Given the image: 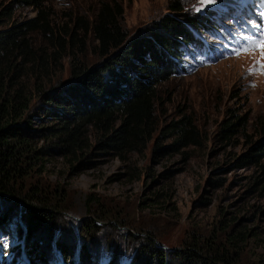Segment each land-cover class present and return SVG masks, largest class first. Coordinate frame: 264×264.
<instances>
[{
  "label": "rangeland",
  "instance_id": "obj_1",
  "mask_svg": "<svg viewBox=\"0 0 264 264\" xmlns=\"http://www.w3.org/2000/svg\"><path fill=\"white\" fill-rule=\"evenodd\" d=\"M9 1L0 0V8ZM99 1L48 0L46 6L55 24L72 25L73 16L90 18ZM115 1L122 5L120 24L130 38L165 15L180 21L183 14L209 17L207 22L217 28L199 35L214 49L212 57L190 48L181 55L182 68L156 87L157 130L142 152L121 160L90 148L82 164L55 154L34 166L31 180L47 184L41 187L61 204L51 231L54 241L50 234L49 239L28 235L18 218L21 202L0 196V210L10 215V224L0 225V264H30V249L47 258L31 264H135L139 248L147 244L145 232L164 254L162 264H179L172 252L191 239L210 236L215 243L225 242L232 234L238 237L226 253L234 262L263 264L264 213L259 211L264 210V176L259 164L264 158L245 166H237L235 159L246 148L242 132L255 140L264 130V58L256 46L264 39V0H180L181 16L166 9L168 0ZM36 15L30 7L12 6L4 24ZM29 35L34 44L42 43L38 32ZM78 36L85 41L87 62L97 64L91 34ZM57 77L67 81L66 58ZM230 113L245 117L246 127L221 140L217 130L221 121H233ZM183 116L191 118L198 145L154 153L155 142L169 144L159 129Z\"/></svg>",
  "mask_w": 264,
  "mask_h": 264
},
{
  "label": "trees",
  "instance_id": "obj_2",
  "mask_svg": "<svg viewBox=\"0 0 264 264\" xmlns=\"http://www.w3.org/2000/svg\"><path fill=\"white\" fill-rule=\"evenodd\" d=\"M47 1L10 0L0 8V196L21 202L18 218L28 235L41 233L49 239L61 204L41 187L47 184L31 180L34 166L55 154L69 163L81 160L82 164L90 148L121 160L142 152L157 130L156 87L182 68L181 55L190 48L211 59L214 49L199 32L211 34L217 25L208 23L205 15H182L180 0H168L166 9L182 15V21L165 15L130 38L120 24L123 11L118 1H99L90 18L73 16L72 25L55 24ZM18 5L32 8L36 17L5 25L11 7ZM34 31L42 38L38 45L29 37ZM80 32L83 37L91 34V52L100 60L97 64L85 59L86 44L78 36ZM65 58L68 77L60 82L55 76L63 69ZM230 118L233 121L220 122L217 137L221 140L228 141L246 127L245 117L230 113ZM159 133L169 144L155 142L154 153L199 143L189 116L166 123ZM242 134L247 138L246 148L235 159L236 165L259 163L264 158V130L255 140L244 131ZM259 166L264 176V162ZM29 181H36V187ZM59 199L63 203L64 194ZM8 213L0 210V225L10 224ZM146 234L147 244L139 248L135 264H162L164 254ZM244 236L241 233L240 239ZM236 237L232 234L227 241L216 243L210 236L191 239L172 253L179 264H238L226 253ZM31 250L30 264L47 261L42 252L34 256ZM76 256L83 260L78 253Z\"/></svg>",
  "mask_w": 264,
  "mask_h": 264
},
{
  "label": "snow or ice",
  "instance_id": "obj_3",
  "mask_svg": "<svg viewBox=\"0 0 264 264\" xmlns=\"http://www.w3.org/2000/svg\"><path fill=\"white\" fill-rule=\"evenodd\" d=\"M207 3H214V0H207ZM198 11V9H197ZM256 46L260 48L261 50V56L264 58V39L260 40L259 42L256 43ZM247 50V49H245ZM0 240H3V238H0ZM3 247H7V242L3 241Z\"/></svg>",
  "mask_w": 264,
  "mask_h": 264
}]
</instances>
